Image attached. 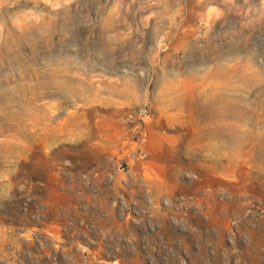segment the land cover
I'll list each match as a JSON object with an SVG mask.
<instances>
[{
    "label": "rangeland",
    "instance_id": "374dc122",
    "mask_svg": "<svg viewBox=\"0 0 264 264\" xmlns=\"http://www.w3.org/2000/svg\"><path fill=\"white\" fill-rule=\"evenodd\" d=\"M0 264H264V0H0Z\"/></svg>",
    "mask_w": 264,
    "mask_h": 264
}]
</instances>
